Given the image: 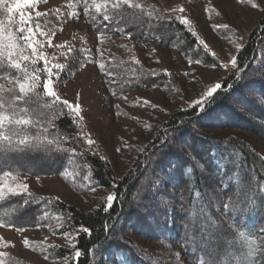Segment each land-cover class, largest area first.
<instances>
[{"label":"trees","instance_id":"obj_1","mask_svg":"<svg viewBox=\"0 0 264 264\" xmlns=\"http://www.w3.org/2000/svg\"><path fill=\"white\" fill-rule=\"evenodd\" d=\"M141 5L142 14L141 10H135L139 19L131 23L121 22L118 18L103 21L98 16L96 23L92 24L87 17L84 18L95 35L130 34L138 40L150 38L160 42L161 38L170 35L173 40L184 43L185 51L197 46L178 21L157 20L155 14L148 13L147 6ZM57 7L62 13L66 12V9L62 11L60 4L52 8ZM128 11L131 13L132 10ZM16 19H19L18 15ZM0 20L6 21V13L2 10ZM49 20L52 21L49 26H59L55 17ZM155 22L160 27H154ZM243 45V50L236 55L239 74L231 75L221 83L223 90L208 104L205 113L192 109L175 110L122 177H116L109 162L100 158L102 155L96 144L89 149L80 136V133L85 136L82 121L74 124L69 116L57 120L56 127L51 129L65 137L66 142L62 141L58 156L29 153L23 158L13 156L11 161L15 163L0 164V179L3 171L21 174L46 169L48 174L61 175V170L74 164L87 182L112 187L117 194L118 198L108 212L102 210V204L83 210L58 199L25 194L0 201V224L12 229L46 227L56 235L76 231L75 248L68 251L47 247L42 251L49 258H68L66 264H157L159 253L155 257L150 255L132 236L174 243L182 256L187 255L185 246L188 251L193 246L188 243V230L184 224H191L194 219L202 227H207L206 217L211 215L222 225L219 233H213L220 236L218 264H264V245L260 243L264 238V159L244 139L204 129L222 132L233 127L264 136V17L251 30ZM71 47L75 51L67 58L61 55L67 49H59L49 58L50 63L57 61L66 65L59 73L56 88L70 82L84 65L97 61L93 52L83 53L79 46ZM39 66L43 67V63ZM126 71L129 75H124ZM146 73L118 59H113L112 65L102 72L106 85L113 92L165 86L158 76ZM67 137L73 138L67 140ZM73 148L75 154L71 151ZM189 156L194 157L195 162L189 161ZM27 159L24 167L16 164H24ZM188 165L192 166V172L186 171ZM165 185L166 189L173 187L179 193L173 198L165 196L166 207H157L161 195L169 193L164 189ZM224 185L228 186L227 193L222 191ZM25 200L30 202L25 205ZM223 203H229L237 210L225 211ZM80 226L88 227L91 234L78 233ZM240 232H244L247 239L241 237ZM251 238L257 243L250 245L248 240ZM76 248L86 253L79 261L75 258ZM250 248L253 253L245 259L242 254L248 253ZM92 249L94 253L90 251ZM197 257L206 259L201 252H197ZM2 259L4 264H31L9 255Z\"/></svg>","mask_w":264,"mask_h":264},{"label":"rangeland","instance_id":"obj_2","mask_svg":"<svg viewBox=\"0 0 264 264\" xmlns=\"http://www.w3.org/2000/svg\"><path fill=\"white\" fill-rule=\"evenodd\" d=\"M137 1L148 7V13L163 17L157 19L160 21L175 20L174 17L181 13L173 12L172 9L183 7L185 11L182 15L191 24V28L183 25V29L189 33L195 32L199 39H203L209 45L210 51L205 54L198 42L197 46L185 51L184 43L173 40V36L170 35L161 38V42L150 38L138 40L127 34L95 35L90 31L89 23L84 17L75 19L69 17L59 26H49L48 29L51 30L53 27L56 29L52 45L68 43L88 49L95 55L97 60L95 63L84 65L70 82L56 88V91L63 100L80 105L85 136L98 146L100 154L109 162L116 177H122L128 172L136 157L145 150L169 115L178 109H189L187 104L192 99H198L201 92L211 86V83H222L229 76L237 74V69L231 68L230 65L231 57L236 56L238 52L236 44H244L248 34L264 17V0H259L260 6L256 8H252V5L257 3V0ZM58 4L61 5L62 11L65 9L76 11L67 8L68 0H47V4L38 3L36 8L26 14L35 17L36 11H46ZM146 23L150 24L148 21ZM216 25L221 27L216 30ZM153 26L160 27V24L155 22ZM58 51L59 48L45 43V54L48 58ZM113 59L130 63L132 67H139L148 73L154 70L157 79L165 86L134 88L124 92L111 91L98 64L103 63L106 70L107 66L112 65ZM195 59L204 63L196 64ZM220 64H229V67H219ZM186 72L189 75L185 76ZM124 75H129L128 71ZM145 99L157 104V108L152 109L143 105ZM251 125L260 129L256 124ZM204 129L224 135L227 133L236 135L244 139L264 159V136L233 127L222 132ZM38 160L45 163L41 159ZM24 162L16 164L24 167L28 159ZM4 163L8 165L15 162ZM65 168L64 171L61 170V175L48 174L45 172L46 169L39 173L33 171L13 175L16 182L29 185L31 194L41 198L58 199L77 209H94L105 202L109 194L114 193L112 187L87 182L78 173V168L74 164ZM164 189L169 192V196L166 195L168 198L176 197L178 195L176 193H179L173 187L166 189V185ZM67 233L70 237L76 236L74 230ZM25 237L30 241L29 246L22 243ZM132 238L154 257L169 245L173 253L181 254L180 248L174 243L157 242L136 235ZM74 244L75 239L66 238L64 233L53 234L52 230L46 227L17 231L0 224V252H7L9 256L31 264H66L68 258L45 260L42 251L49 245L69 251ZM165 255L168 253L165 252Z\"/></svg>","mask_w":264,"mask_h":264},{"label":"snow or ice","instance_id":"obj_3","mask_svg":"<svg viewBox=\"0 0 264 264\" xmlns=\"http://www.w3.org/2000/svg\"><path fill=\"white\" fill-rule=\"evenodd\" d=\"M38 3L47 4V0H0V10L6 13V21L0 20V164L6 161L10 162L13 156L23 158L29 153H43L45 157L49 154L58 156L62 151V141H66L64 135L51 131V129L56 127L55 122L65 116H69L74 124H78L83 120L80 105H73L66 99L61 100L60 95L56 91L59 73L65 69L66 65L50 63L44 51L45 43L59 49H67V52L61 53L66 58L75 49L68 43L52 45V38L56 33V29L53 27L48 30L49 25L52 24L49 18L55 17L56 24L63 23L69 17L73 19L76 17H87L92 24H95L98 16L103 21L118 18L121 22L131 23L139 19L135 10H141V14L143 12L141 3L136 2V0H68L67 8L76 9V11L62 13L61 8L57 7L49 8L48 11H36L35 17L26 14V9H34ZM258 6H260L259 0L252 5V8ZM128 10H132L131 13ZM172 11L181 13V15L174 17L176 21L191 28L189 20L182 15L185 11L183 7L173 8ZM17 15L19 16L18 20L16 19ZM162 18L157 17V19ZM220 27L221 25H216L215 29L218 30ZM223 27L226 28L227 25H223ZM120 30L126 31V29ZM190 34L207 54L210 51L209 45L203 39H199L195 32ZM38 37H45L46 39ZM239 38L242 39V37ZM243 48V44H236L237 51H242ZM80 51L83 53L89 52L85 48L80 49ZM212 54L215 55V53ZM41 62L43 67L39 66ZM136 62L139 63V61ZM194 63L201 64L204 62L195 59ZM230 65L231 68L237 69L239 74L237 56L231 57ZM218 66L228 68L229 64H220ZM98 68L103 72L105 65L99 63ZM106 74L110 75V73ZM146 75L156 76L157 73L152 70ZM184 75L187 76L189 73L186 72ZM193 82H195L194 74ZM222 90L220 82L211 83V86L202 91L198 99H192L187 104V107L194 112L205 113L208 104ZM143 105L152 109L157 108V104L152 103L148 99L143 100ZM80 136L91 149L94 141L84 136L83 133H80ZM72 138L67 137V140ZM71 151L75 154L76 149L73 148ZM100 158L104 159V157ZM188 160L195 162V158L192 156H189ZM192 170L191 165L186 166L187 172H192ZM3 178L0 179V201L25 194L32 196L29 192V185L23 182H16V177L11 171H3ZM92 190L95 191V189ZM222 191L227 193L228 186L224 185ZM199 195L200 193L197 192V196ZM165 196L166 194H162L161 198L157 200V207H166ZM117 198L116 193L109 194L106 201L101 205L102 210L108 212ZM33 199L35 198L33 197ZM29 202L28 200L24 201L25 205ZM222 206L225 211L237 210L230 207L229 203H223ZM206 223L207 227H202L194 219L191 224L185 223L184 227L188 230V243L193 246L192 250L188 251L186 245L185 251L187 255L182 256L180 253H173L169 245L159 253L157 264H218L220 236H214L213 233H219L222 225H219L211 215H207ZM105 227L107 230L108 226L106 225ZM16 230L23 231L21 228ZM77 232L91 234L90 229L84 226H80ZM64 235L66 238L76 239V237H70L68 233H64ZM239 235L245 237L244 232H240ZM248 242L250 245H254L257 240L251 238ZM22 243L24 246H29L30 241L25 237ZM260 243L264 245V238L260 240ZM12 246L14 247V245ZM55 247V245L48 246L49 249H54ZM73 247L75 248V245ZM90 251L94 253V249ZM165 252L168 255H165ZM197 252H201L206 259L200 260L197 257ZM252 253L253 250L250 248L248 253L242 255L247 259ZM7 255V252H0V264H4L2 258ZM83 255H86V253L76 248V260L79 261V258ZM44 259H49V256L45 255Z\"/></svg>","mask_w":264,"mask_h":264}]
</instances>
